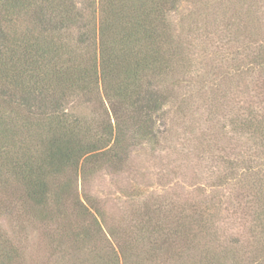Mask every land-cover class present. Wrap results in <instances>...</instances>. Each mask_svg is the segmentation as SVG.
Wrapping results in <instances>:
<instances>
[{"label":"trees","instance_id":"obj_1","mask_svg":"<svg viewBox=\"0 0 264 264\" xmlns=\"http://www.w3.org/2000/svg\"><path fill=\"white\" fill-rule=\"evenodd\" d=\"M183 1L0 0V264H28L5 222L22 227L23 217L43 225L57 264H264V0H253V18L242 7L228 21L245 39L231 66L201 76L211 115L237 109L238 150H222L219 186L242 192L174 211L146 200L135 221L105 232L96 199L78 186L121 168L135 145L168 139L172 87L193 67L194 45L175 21ZM198 145L211 148L212 137ZM227 211L249 220L246 237L223 238Z\"/></svg>","mask_w":264,"mask_h":264},{"label":"rangeland","instance_id":"obj_2","mask_svg":"<svg viewBox=\"0 0 264 264\" xmlns=\"http://www.w3.org/2000/svg\"><path fill=\"white\" fill-rule=\"evenodd\" d=\"M181 4V12L176 15L175 21L177 27L184 25L189 41L194 45L191 55L193 67L184 72L185 78L190 82L172 87L174 99L166 108V123L171 129L168 139L157 147L137 144L130 150L129 159L121 168L108 166L88 174L78 182L81 193L86 191L96 199L103 213L99 218L105 232L109 227L122 229L135 221L137 211H143L142 206L146 200L150 204L164 201L165 208L174 211L173 205L177 201L187 207L193 200L197 201L201 197L204 199L210 194L225 195L223 200H228V197L242 192L240 184L234 182L219 186V177L225 170L222 161L225 153L222 150L230 147L228 142L232 143L231 149L233 147L230 152L238 150V135L234 131L235 126L231 125L237 109L230 102V105L226 104L215 116L211 115L206 102L209 88L204 86L201 76L210 64H216L212 69L210 65L214 72L224 71L231 66L238 51L242 50L240 41L245 39H235L226 25L228 21L239 20L236 18L238 15H232L237 8L243 7V14L248 9L245 18L250 19L256 16L257 6L253 0H188ZM229 52L232 53L229 55ZM179 77L182 78V75ZM211 137V148L208 145H198ZM199 190L205 191L202 196ZM135 195L140 197H133ZM218 201L211 203L215 205ZM22 219V227L19 220L5 222L18 244L26 249L28 264H57L58 256L53 257L50 242L44 237L43 225H30L27 218ZM248 221L232 211L224 212L220 223L224 231L223 238L247 235ZM201 241L205 243L204 239ZM71 251L75 250L71 248ZM212 260L206 261L211 264ZM193 262L198 264L200 261L196 258ZM193 262L187 264H194Z\"/></svg>","mask_w":264,"mask_h":264}]
</instances>
